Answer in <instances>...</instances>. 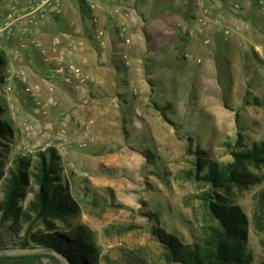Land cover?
I'll list each match as a JSON object with an SVG mask.
<instances>
[{
  "label": "rangeland",
  "instance_id": "obj_1",
  "mask_svg": "<svg viewBox=\"0 0 264 264\" xmlns=\"http://www.w3.org/2000/svg\"><path fill=\"white\" fill-rule=\"evenodd\" d=\"M76 7L90 19L79 3ZM222 22L217 20L207 37L205 31L189 35L196 23L181 25L178 35L192 41L181 57L173 58L167 44L150 73L140 74L143 83L120 74L126 80L111 90L78 89L64 73L47 75L30 67L20 72L8 57L0 68V98L14 130L0 158L49 149L58 156L61 173L79 195L81 210L74 221L97 232L100 264H124V254L168 264L151 225L188 242L200 236L208 221L200 198L207 185L187 176L193 167L189 147L204 148L220 162L231 159L229 150L238 141L243 148L264 142V21L246 26L244 36ZM124 34L132 47L151 45L147 37L139 43L130 32ZM26 64L52 70L53 61L32 56ZM156 103L165 106V114ZM253 171L264 175V166ZM258 190H264V180L233 196L250 222ZM263 237L251 223L247 245L253 264L264 259Z\"/></svg>",
  "mask_w": 264,
  "mask_h": 264
},
{
  "label": "trees",
  "instance_id": "obj_2",
  "mask_svg": "<svg viewBox=\"0 0 264 264\" xmlns=\"http://www.w3.org/2000/svg\"><path fill=\"white\" fill-rule=\"evenodd\" d=\"M6 62L7 55L0 49V68ZM155 105L159 111L166 109ZM6 112L0 98V156L8 152L5 141L14 137ZM236 143L228 144L233 146L229 150L231 159L220 162L204 148L189 147L193 167L186 173L207 185L200 198L208 221L200 236L190 242L159 225L150 226L168 264H253L248 231L251 223L264 231V190L254 195L252 222L233 196L236 190L264 180L263 174L253 171L264 166V142H253L244 148L242 142ZM80 210L78 192L61 173L59 158L52 150L17 155L11 160L0 158V249L48 248L69 264H100L103 255L96 230L74 221ZM261 246L264 250V237ZM124 256V264H148L143 258ZM0 264L63 263L53 254L35 252L2 255Z\"/></svg>",
  "mask_w": 264,
  "mask_h": 264
},
{
  "label": "crops",
  "instance_id": "obj_3",
  "mask_svg": "<svg viewBox=\"0 0 264 264\" xmlns=\"http://www.w3.org/2000/svg\"><path fill=\"white\" fill-rule=\"evenodd\" d=\"M29 1L0 0V49L9 58L10 66L17 67L18 71L24 72L30 67L47 75L64 73L78 89L88 85L90 89L111 90L117 81L126 80L119 77L120 74L143 83L140 74L150 73L151 63L168 51L167 44H171L175 59L184 54L186 46L189 47L192 41L178 35V27L183 24L199 25L202 20H207L204 34L207 37L213 35L214 23L222 19V24L232 26L237 34L244 36L246 26L264 21V13L255 0H61L59 11L51 5L45 16L39 11L30 13ZM76 2L80 11L88 12L89 20L80 15ZM235 2L240 4L241 11L233 9ZM12 4H16L25 16L14 22L9 31L3 29L2 24ZM93 17H96V23L92 21ZM122 27L139 43L147 37L151 45L147 50L141 45L132 47L131 38L127 37L130 41L125 42L119 35ZM218 28L220 31V26ZM14 50L19 51L15 57L12 55ZM32 56L41 63L51 59L52 70L26 64ZM58 60L62 66H56ZM126 60L129 65L122 67ZM164 61L167 70L168 64Z\"/></svg>",
  "mask_w": 264,
  "mask_h": 264
},
{
  "label": "built area",
  "instance_id": "obj_4",
  "mask_svg": "<svg viewBox=\"0 0 264 264\" xmlns=\"http://www.w3.org/2000/svg\"><path fill=\"white\" fill-rule=\"evenodd\" d=\"M61 0H31L28 3H30V13L32 12H36L39 11L41 12L42 16H45L46 12L48 11L49 6L53 5L55 8V10L59 11V4H60ZM257 7L259 8V10L264 13V0H255ZM93 7V5H91ZM233 9L237 10V11H241V6L238 2H235L233 4ZM23 16H25L24 14H22L21 10H19L18 6L16 4H12L10 6V8L8 9V11L6 12L5 18L6 20L4 21V23L2 24L3 29H7L9 31L12 30V26L13 23L16 22L17 20L21 19ZM94 23H96V17H93L92 20ZM36 24V22H35ZM207 26V20H202L201 24L197 25L194 30H189V35L192 36H198V35H202L205 31V27ZM221 30L223 31V33L228 34L229 33V29L226 27H222ZM125 27H122L119 31V35L121 37L124 38L125 42H129L130 40L125 37ZM98 36L100 37V35L102 34L101 30L99 29L97 31ZM205 42H208V39L205 40ZM19 54L18 50H14L13 51V56H17ZM124 58H126V55H124ZM56 66H62L61 62L58 60L55 62ZM124 64L129 65V62L126 60L124 61ZM13 73L11 72V74H9L6 79L7 80H11L13 78ZM66 81L71 82L69 80V78H65ZM80 81L83 82V79L81 78ZM26 91H30L29 88H24ZM56 102V101H55Z\"/></svg>",
  "mask_w": 264,
  "mask_h": 264
},
{
  "label": "water",
  "instance_id": "obj_5",
  "mask_svg": "<svg viewBox=\"0 0 264 264\" xmlns=\"http://www.w3.org/2000/svg\"><path fill=\"white\" fill-rule=\"evenodd\" d=\"M35 252H44V253H50L55 255L56 257L60 258L62 260L63 264H69L65 258H63L60 254H58L55 251H52L48 248H30V249H0V256L2 255H15V254H23V253H35Z\"/></svg>",
  "mask_w": 264,
  "mask_h": 264
}]
</instances>
